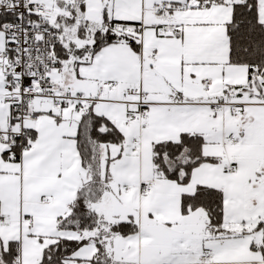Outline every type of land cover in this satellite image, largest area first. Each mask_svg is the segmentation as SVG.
<instances>
[{"label":"snow or ice","instance_id":"1","mask_svg":"<svg viewBox=\"0 0 264 264\" xmlns=\"http://www.w3.org/2000/svg\"><path fill=\"white\" fill-rule=\"evenodd\" d=\"M0 264H264V0H0Z\"/></svg>","mask_w":264,"mask_h":264}]
</instances>
